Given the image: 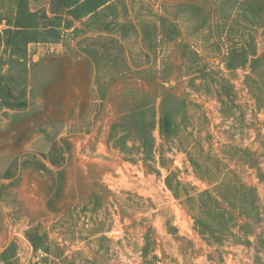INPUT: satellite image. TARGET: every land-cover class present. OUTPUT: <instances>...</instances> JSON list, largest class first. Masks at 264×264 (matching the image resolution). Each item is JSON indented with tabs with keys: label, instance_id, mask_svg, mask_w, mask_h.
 Instances as JSON below:
<instances>
[{
	"label": "rangeland",
	"instance_id": "374dc122",
	"mask_svg": "<svg viewBox=\"0 0 264 264\" xmlns=\"http://www.w3.org/2000/svg\"><path fill=\"white\" fill-rule=\"evenodd\" d=\"M75 49L93 98L57 116ZM0 75L25 102L0 106V264H264V0H111L0 44Z\"/></svg>",
	"mask_w": 264,
	"mask_h": 264
},
{
	"label": "trees",
	"instance_id": "16d2710c",
	"mask_svg": "<svg viewBox=\"0 0 264 264\" xmlns=\"http://www.w3.org/2000/svg\"><path fill=\"white\" fill-rule=\"evenodd\" d=\"M110 1L50 0L47 14L43 8L31 10L28 0H17L14 18L7 21L4 31H0V44L7 49L10 57L24 58L29 44L58 41L74 21L91 14ZM2 77L0 75V80ZM0 106L18 110L25 107V102L20 96L14 95L8 83L6 85L0 82Z\"/></svg>",
	"mask_w": 264,
	"mask_h": 264
},
{
	"label": "crops",
	"instance_id": "0c3cea01",
	"mask_svg": "<svg viewBox=\"0 0 264 264\" xmlns=\"http://www.w3.org/2000/svg\"><path fill=\"white\" fill-rule=\"evenodd\" d=\"M75 54L59 55L55 62L59 68V80L54 83L52 100L56 103L57 116L60 112L75 109L78 105L86 107L92 100V86H93V71L91 62L87 56L75 49ZM6 139V138H5ZM0 145H7V141L2 142L0 138Z\"/></svg>",
	"mask_w": 264,
	"mask_h": 264
},
{
	"label": "bare ground",
	"instance_id": "6f19581e",
	"mask_svg": "<svg viewBox=\"0 0 264 264\" xmlns=\"http://www.w3.org/2000/svg\"><path fill=\"white\" fill-rule=\"evenodd\" d=\"M114 236V235H113ZM117 236V235H116Z\"/></svg>",
	"mask_w": 264,
	"mask_h": 264
}]
</instances>
